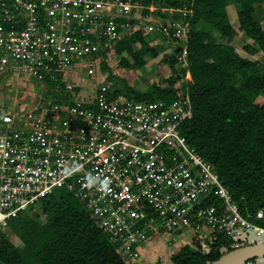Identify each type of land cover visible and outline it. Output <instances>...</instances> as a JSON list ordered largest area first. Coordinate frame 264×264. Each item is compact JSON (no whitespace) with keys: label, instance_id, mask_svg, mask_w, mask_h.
Returning <instances> with one entry per match:
<instances>
[{"label":"built area","instance_id":"1","mask_svg":"<svg viewBox=\"0 0 264 264\" xmlns=\"http://www.w3.org/2000/svg\"><path fill=\"white\" fill-rule=\"evenodd\" d=\"M140 7V0H0V81L19 82L22 73L57 80L71 59L94 53L96 39L125 37ZM191 116L188 94L169 104L141 101L108 84L90 98L2 111L0 227L66 188L127 262L156 229L218 230L236 247L264 242V226L241 212L212 163L182 134ZM251 216L264 220V210Z\"/></svg>","mask_w":264,"mask_h":264},{"label":"trees","instance_id":"2","mask_svg":"<svg viewBox=\"0 0 264 264\" xmlns=\"http://www.w3.org/2000/svg\"><path fill=\"white\" fill-rule=\"evenodd\" d=\"M260 3L264 0H166L163 6L175 10L164 14L181 17L188 24L187 63L181 66L177 58L166 56L175 73L167 83H154L146 90L131 87L128 92L137 100L162 99L167 104L180 94L189 95L192 116L183 122L181 132L189 145L212 163L247 216L264 210V102L257 100L264 96V59L242 55L230 42L237 31L228 6L238 7L239 29L264 54V25L254 18ZM179 7L188 10L184 17ZM214 33L227 41H215ZM143 37L139 31L117 48L126 50L138 66L144 65V55L151 49ZM137 38L142 42L140 47L135 44ZM182 52L181 46L175 54ZM123 60L128 65L127 59ZM187 71L191 79L185 78L182 92H178L174 83ZM45 81V93L57 91L59 82L49 77ZM38 205V210H27L7 223L19 244L6 230L0 231V264H135L124 260L74 192L59 188ZM250 216L264 226V220ZM208 237L193 236L184 241L171 252L170 264H211L226 253L225 247L228 251L235 248V241L218 230L209 231ZM154 264L167 263L158 258Z\"/></svg>","mask_w":264,"mask_h":264},{"label":"rangeland","instance_id":"3","mask_svg":"<svg viewBox=\"0 0 264 264\" xmlns=\"http://www.w3.org/2000/svg\"><path fill=\"white\" fill-rule=\"evenodd\" d=\"M160 0H140L141 7L130 15L132 25L126 31V36L122 37L119 42H111L107 39H96L94 44V53L89 58H73L70 63L56 74L59 76L56 80L59 84L55 90L43 91L46 88L45 77L36 79L30 76L31 81L26 79L22 73V80L10 79L0 81V113L5 110H21L29 107L31 102H47L52 104H64L71 99L90 98L97 88L102 85H109V88L115 92L126 95L129 88H138L146 90L152 84H165L175 73L173 67L166 60V56H174L178 62L185 66L187 63L186 48L188 41V25L182 22L181 17L174 18L166 16V11L173 12V7H161L158 9L156 4ZM164 1V0H162ZM230 20L237 31L234 39L230 42L235 45L242 55H249L251 58L264 59L263 52L257 47L256 43L239 29L238 7L234 4L228 6ZM183 17L185 15H182ZM254 18L264 25V3L256 5ZM139 31L143 33V38L149 44L151 49H155L156 54L149 49L145 55L146 60L143 66L135 64V59L128 55L126 50L118 51V44L129 37L135 36ZM92 38H96L99 32L93 31ZM215 41H227L225 37L214 33L212 35ZM92 38H90L92 40ZM137 47L142 42L139 38L135 41ZM183 52L175 54L177 48L181 47ZM250 46V49H247ZM127 59L128 65L123 59ZM104 64L106 66H104ZM92 66V67H91ZM91 69V71H90ZM35 78V79H33ZM185 78L190 79V72L187 71L185 76L174 83V87L180 91L181 83ZM10 79V80H9ZM15 80V81H14ZM53 80V79H51ZM61 83L71 84L72 90L60 86ZM64 86V85H63ZM54 88V89H55ZM47 89V88H46ZM69 99V101H68ZM258 102H264V96L258 97ZM39 209V205L35 210ZM157 226V224H155ZM7 231V235L12 236L16 244L20 243L17 236L11 235L7 225L0 227V231ZM162 231V230H161ZM159 231L156 229L146 243L140 248V254L130 260L135 264H154L158 258L170 264L169 257L171 252L179 247L184 241L195 236L197 239L208 237L209 231L203 230L197 233L190 227L179 232ZM245 240L243 237L241 238ZM236 247V246H235ZM257 263L264 261L263 257L258 258ZM242 264H245L242 263Z\"/></svg>","mask_w":264,"mask_h":264},{"label":"water","instance_id":"4","mask_svg":"<svg viewBox=\"0 0 264 264\" xmlns=\"http://www.w3.org/2000/svg\"><path fill=\"white\" fill-rule=\"evenodd\" d=\"M264 257V242L249 243L233 248L211 264H242L250 259Z\"/></svg>","mask_w":264,"mask_h":264},{"label":"clouds","instance_id":"5","mask_svg":"<svg viewBox=\"0 0 264 264\" xmlns=\"http://www.w3.org/2000/svg\"><path fill=\"white\" fill-rule=\"evenodd\" d=\"M73 167L75 168L77 166L74 165ZM97 181H99V177H91L90 178V183H96ZM103 183H106V181H104Z\"/></svg>","mask_w":264,"mask_h":264},{"label":"crops","instance_id":"6","mask_svg":"<svg viewBox=\"0 0 264 264\" xmlns=\"http://www.w3.org/2000/svg\"><path fill=\"white\" fill-rule=\"evenodd\" d=\"M263 258H264V257H263ZM256 264H259V263L256 262ZM260 264H264V261H262Z\"/></svg>","mask_w":264,"mask_h":264}]
</instances>
